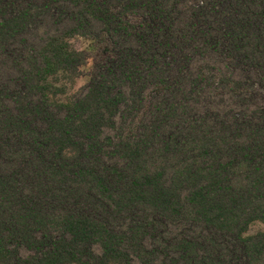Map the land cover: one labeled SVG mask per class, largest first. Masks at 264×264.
<instances>
[{"label":"trees","instance_id":"obj_1","mask_svg":"<svg viewBox=\"0 0 264 264\" xmlns=\"http://www.w3.org/2000/svg\"><path fill=\"white\" fill-rule=\"evenodd\" d=\"M254 223L264 0H0V264H264Z\"/></svg>","mask_w":264,"mask_h":264},{"label":"rangeland","instance_id":"obj_2","mask_svg":"<svg viewBox=\"0 0 264 264\" xmlns=\"http://www.w3.org/2000/svg\"><path fill=\"white\" fill-rule=\"evenodd\" d=\"M73 45L78 51H85V50L89 49L88 43H86L84 41H73ZM84 82L85 81L82 79L76 80L73 84H70L68 80L62 81V83L65 84L66 89L69 92V94H72V93L76 92L77 90H79L84 85ZM247 83H250V82H247ZM248 234L249 235H257V234L264 235V224L254 223L249 228Z\"/></svg>","mask_w":264,"mask_h":264}]
</instances>
